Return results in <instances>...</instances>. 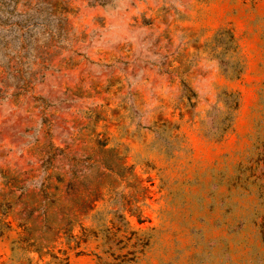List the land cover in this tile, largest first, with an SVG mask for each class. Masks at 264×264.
Masks as SVG:
<instances>
[{"label":"rangeland","instance_id":"374dc122","mask_svg":"<svg viewBox=\"0 0 264 264\" xmlns=\"http://www.w3.org/2000/svg\"><path fill=\"white\" fill-rule=\"evenodd\" d=\"M0 264H264V0H0Z\"/></svg>","mask_w":264,"mask_h":264},{"label":"trees","instance_id":"16d2710c","mask_svg":"<svg viewBox=\"0 0 264 264\" xmlns=\"http://www.w3.org/2000/svg\"><path fill=\"white\" fill-rule=\"evenodd\" d=\"M224 38H225V40H224ZM212 39H213V41L215 43L216 48H218L217 55L215 56V58L217 59V62L219 63V65L222 67L223 74L224 75L226 74L225 76L228 75V78L237 76L239 70L238 69L236 70V69L232 68L230 71H228V68L225 67L223 64H229L230 62L228 60H226V62H225L222 59V56L226 53L223 44L226 43L228 45V43L230 44V43H232L234 41L232 35L230 34V32H228L227 30H221V29L217 30L214 33V35L212 36ZM232 48H234V46ZM231 102H233L232 107H235L234 97L231 98ZM221 103H222V107L225 109V111L227 110V107L230 106L229 105L230 101L222 100Z\"/></svg>","mask_w":264,"mask_h":264}]
</instances>
